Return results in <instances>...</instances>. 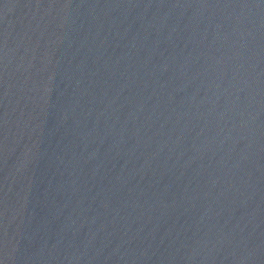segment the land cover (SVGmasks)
<instances>
[{"label": "water", "instance_id": "obj_1", "mask_svg": "<svg viewBox=\"0 0 264 264\" xmlns=\"http://www.w3.org/2000/svg\"><path fill=\"white\" fill-rule=\"evenodd\" d=\"M0 264H264V0H0Z\"/></svg>", "mask_w": 264, "mask_h": 264}]
</instances>
